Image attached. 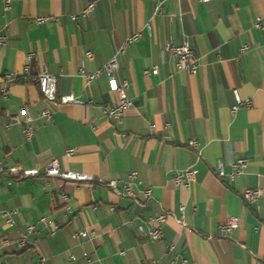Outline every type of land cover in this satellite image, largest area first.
Masks as SVG:
<instances>
[{"label": "crops", "instance_id": "0c3cea01", "mask_svg": "<svg viewBox=\"0 0 264 264\" xmlns=\"http://www.w3.org/2000/svg\"><path fill=\"white\" fill-rule=\"evenodd\" d=\"M156 1L11 0L3 11L0 0V30L7 26L0 80L6 72L18 74L7 97L0 94V164L39 171L21 180L0 174V210L16 209L18 228L34 225L26 248L4 246L2 239L15 240L17 233L0 217V264H35L40 255L45 264H176L180 259L264 264V0H162L161 12L153 14ZM90 2L94 7L85 17L70 18ZM35 17L49 19L36 24ZM137 31L139 39L117 54L113 82L101 75L86 84L78 75L80 67L92 72L102 66ZM183 41L194 51L195 74L177 70L169 53H161L166 42ZM28 52L34 56L29 72L22 74ZM42 66L56 76L57 97L71 95L83 103L46 104L36 82ZM152 67L156 74H143ZM122 80L132 106L111 119L103 107L118 101L113 85ZM235 93L243 103L232 112ZM23 105L34 130L29 139L22 133ZM46 105L53 111L49 120L40 115ZM13 115L19 123L9 124ZM190 140L197 149L187 145ZM68 148L74 152L65 156ZM52 158L61 170L92 180L76 187L43 175ZM237 158L247 164L229 179ZM218 162L223 177L215 173ZM184 168L196 170L188 187L173 182L175 170ZM130 171L137 172L130 184L134 199L99 183L125 180ZM245 187L262 194L245 204ZM145 189L152 196L147 201ZM63 192L72 208L66 216ZM161 210L172 215L161 225L160 239L150 240L145 233ZM231 215L238 226L220 236L218 225ZM40 216L59 221L61 228L49 236L36 224ZM83 228L96 237L81 243L70 238V232Z\"/></svg>", "mask_w": 264, "mask_h": 264}, {"label": "built area", "instance_id": "2783aa9c", "mask_svg": "<svg viewBox=\"0 0 264 264\" xmlns=\"http://www.w3.org/2000/svg\"><path fill=\"white\" fill-rule=\"evenodd\" d=\"M11 0H1L2 10L6 11L10 7ZM199 2L206 3L210 0H198ZM94 7L93 2H90L84 6L78 14H70V18L72 20H76L78 15L85 17ZM162 10V0L156 1L153 9V14L159 13ZM49 19V17H35L34 22L39 24L44 20ZM255 26H259V21L256 22ZM148 27V26H147ZM7 26H4L3 30H0V47L4 46L7 41V35L4 31H6ZM141 33L139 31L134 32L125 37L121 46L114 52V54L99 68L92 72L85 71L83 67L78 69V75H80L86 82V84H90L93 80L97 79L101 75H105L110 82H113V74L118 68L117 63V54L124 50V48L135 41H137L140 37ZM247 50L246 45H242L240 47V51L244 52ZM168 52L170 58L177 70H182L187 72L188 74H195L197 71V63L195 59V54L191 46L187 41H183L181 44H173L171 42H166L161 50V53ZM85 57L87 59L92 58V53L87 51L85 52ZM34 53L28 52L26 54V64L22 68V74H27L29 72V61L33 58ZM156 74L158 72L156 67H152L150 70H143V74L148 73ZM18 79V74L13 72H6L2 74L0 80V94L3 98L7 97L8 88L9 86L14 83ZM36 82L39 89V92L42 96L43 101L46 104H53V103H83L82 101L74 98L71 95H63L57 97L56 95V76L48 72L45 66H42L39 73L36 74ZM127 82L122 80L119 84L113 85V89L118 96V101L115 104H106L103 107L104 114L111 119H119L122 117L132 106V101L127 97L126 90ZM243 102L235 93V104L232 106L231 111L234 112L235 109L242 104ZM247 107H250V102L246 101L245 104ZM20 112L24 116V126L22 128L23 136L26 139L31 138L33 135V128L29 124L30 117L27 111V106L23 105L20 107ZM53 111L46 105L40 111V115L49 120L52 117ZM19 119L16 115L10 116V123H19ZM7 124L6 126H8ZM187 145L194 149H197L196 142L190 140ZM74 152L73 148H68L65 150L64 155L70 156ZM247 164V160L245 158H237L231 163V171L227 174L229 179H233L234 177L242 174L244 168ZM6 173L10 176L12 180H21L28 177H34L39 175V171L35 168H22L18 165H12L9 167H3L0 164V174ZM215 173L218 177H223L225 173L222 169L221 162H218L215 167ZM196 174V170L193 168H184L175 170L173 174V182L176 185H181L184 187H188L191 181L194 180ZM43 175L47 177H57L65 181H70L78 187L79 182L81 181H89L92 180V176L82 173V172H73L68 170H61L58 166L57 160L52 158L50 159L47 164L43 168ZM137 180V172L130 171L127 174L125 180L119 181L117 179H111L108 181H101L99 183L109 188L113 193L118 196H125L134 199V193L131 190L130 184ZM120 183V184H119ZM262 194L261 189L259 188H249L245 187L241 191V197L245 204H250L255 202ZM61 199L64 202L63 205V215L66 216L68 213L72 211L71 206L68 204V195L63 192L60 194ZM143 197L144 200H150L152 198L150 189L143 190ZM184 211V206L179 207L180 218L177 221L180 222ZM17 214L16 209H5L0 210V217L3 222L10 228L16 227V219L15 216ZM172 214L166 212L165 210H161L159 214L155 216L153 219L154 225L151 227L145 235L150 240H158L162 236V228L161 225L165 222L166 218ZM174 217V216H173ZM175 218V217H174ZM36 224L40 225L42 228L47 230V234L49 236H53L57 230L61 228V223L53 218L48 216H40ZM239 224V220L236 216H227L224 222L218 225L217 232L220 236H225L227 233L231 232L235 229ZM140 230L141 227H139ZM34 225L30 224L27 225L25 228H18L16 227L17 238L15 240L10 238H3L1 243L4 246H8L12 243H15L18 247L26 248L30 241L29 235L33 233ZM72 240H75L77 243H81L82 241H92L96 237V233L92 229L83 228L80 230H73L69 234ZM167 249L172 251L174 246L172 244L167 245ZM82 257L89 262L90 258L86 251H82ZM68 258L70 261L75 260L74 254L71 252L68 253ZM46 258L44 256H38L35 264H45ZM147 264H158L156 261H150ZM176 264H187L186 259H180V261Z\"/></svg>", "mask_w": 264, "mask_h": 264}]
</instances>
